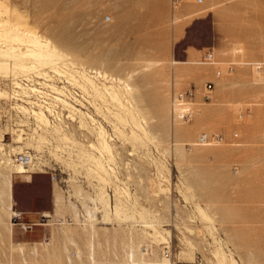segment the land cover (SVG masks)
<instances>
[{"label": "rangeland", "instance_id": "374dc122", "mask_svg": "<svg viewBox=\"0 0 264 264\" xmlns=\"http://www.w3.org/2000/svg\"><path fill=\"white\" fill-rule=\"evenodd\" d=\"M174 1L0 0L1 17L7 20V27L20 23L72 54L78 62V69L71 68L76 78H81L80 72L75 70L82 71V63L88 70L98 68L128 78L135 87L134 102L151 130V137H146L129 121L124 126L121 123L123 132H118L107 118L96 112L92 103L89 107L78 106L85 111L91 109L89 112L95 114L109 131L110 141L116 148L113 156L105 158L106 164L114 167L113 171L110 175L103 172L106 175L102 179L93 170L90 173L87 166L81 165L78 169L72 166L74 171L70 163L65 164L69 153L61 145L53 146L49 157L55 171L13 172L14 209L27 212L21 221L40 222V214L46 211L53 219H50V225H37L32 231H24L14 224V215L9 217L3 212L0 218V264H23V255L15 244L18 240L8 234L7 226L11 221L13 231L29 233H21L20 237L34 234V241L43 243L36 245V251L34 244L25 245V257L29 262L93 264L88 257L90 236L83 225L75 220L70 224L55 223L62 216L73 217L74 212L69 209L73 202L67 200L59 186L53 185V173L69 178V173L84 171L93 182V192L72 182L73 196L78 197L76 190L82 188L83 191L84 200H79V205L76 203L79 208L84 210L83 202L92 205L91 197H95L101 188L107 190L114 201L115 184L120 183L125 188L122 191L126 190L121 196L125 198L123 201L130 216L129 220L120 219L121 222L114 218L106 221L102 219V211L98 210L97 261L94 264H130L125 253L129 244L125 241H130L131 234L141 237L145 228L152 232L151 227H143L141 219L144 218L138 211L141 208L148 217L144 215L145 218L170 230V234L164 233L165 239L158 242L151 237L141 242L140 250L148 258H156L155 255L164 258L165 247L169 246L175 252V259L166 258L173 264H217L215 252L222 246L229 256L232 255L234 264H264V0ZM208 50L214 52L213 64L203 60ZM8 62L12 60L8 59ZM229 63L234 64L231 73L225 71ZM219 69L223 70L221 77L216 75ZM49 74L53 79L46 81L35 75L40 81L55 83L60 88L78 86L73 80L69 82L66 74L58 76L53 71ZM91 74L95 75V72ZM10 75L13 76L8 72L0 73V89L9 92L7 80ZM208 81L215 84L210 91L205 90ZM189 87L196 88V96L187 104L193 110V117L190 121L173 124V93ZM206 92L209 99L204 98ZM88 96L92 101V95ZM5 101L0 98V114L8 105ZM32 114L21 115L26 122L17 125L24 129L22 134L26 131L23 137L31 136L35 129L42 132ZM80 118L70 131L79 138L81 132H85V138L81 140L89 145L96 141L94 125L88 119L89 127L81 126ZM6 130L9 129L1 127L0 134ZM50 131L52 129L46 133L53 136L51 133L54 132ZM122 134H128L129 140ZM202 134L215 136V139L204 144L199 139ZM16 135L15 131L8 133L5 143H15ZM130 136L136 137L130 139ZM20 145L32 152L42 149V146L37 150L33 145ZM9 146L7 148L11 149ZM55 187L66 205L59 213L55 210ZM198 206L213 220L202 216ZM35 214L37 220L32 217ZM66 229L75 243L66 242L63 233Z\"/></svg>", "mask_w": 264, "mask_h": 264}, {"label": "bare ground", "instance_id": "6f19581e", "mask_svg": "<svg viewBox=\"0 0 264 264\" xmlns=\"http://www.w3.org/2000/svg\"><path fill=\"white\" fill-rule=\"evenodd\" d=\"M1 12L2 11L0 10V73L8 72V73H11L13 76L10 75L11 77H9V79L7 80V88L9 89V92L6 90L0 89V98L1 99L5 98L6 100L5 103L7 102L12 105V108L15 109L16 111L17 117L11 118L14 123H1L0 124V128L6 127L7 129H9V130H6L5 132H1L0 134V218L3 212L4 214H7V216L9 217H12L13 215L20 213L14 209L13 172L17 174L36 173V171L48 173L49 169L53 170L54 169L53 161L49 159L50 153L52 152V150H54L53 146L60 147L62 145L63 149L65 148L68 150L69 159L65 158L66 159L65 164L68 165L70 163L71 168L72 166H74V169H78L79 167H81V165L85 167L87 166L86 169L90 167V173H91V170H93L95 173L98 174L97 175L98 177L100 176V178L103 177V175L104 176L106 175L103 172L109 175L111 174V172L113 171L112 169L114 167H111L110 164H106L105 157L113 156L114 149L116 147L115 146L113 147L112 145L113 141L112 143L110 141L112 138L110 139L111 136L109 134V131L107 130V128L103 125L101 121L95 118V114H92L89 112L91 111V109L89 111H85L82 108H79L78 106L89 107L93 105L94 109L96 110L98 114L101 113L103 115V118H107L112 123V125L114 126L113 128H115L114 129L115 131L123 132V129H121L120 127V124L123 123L122 125L124 126L129 121H131L133 124V127L135 126L136 128H138L141 131L142 135L144 134L146 137H151V132H150L151 130L149 129L147 121L145 120V117L141 115L140 108L138 107V105H136L134 102L136 101L135 96L133 94V90L135 87L130 83L128 78L115 76L114 74H110L111 72L107 73L105 70L103 71L98 68L97 69L91 68V70L89 68L88 70L87 67L84 66L85 63L80 64V65H83L82 71L75 70L77 72H80L78 74H81L80 76L81 78L79 79L76 78V76H74L71 73V68L75 69L78 62L76 61V59L71 57L72 54L68 53L67 51H64L57 44L50 42L48 38H45L42 35L34 34L28 28H24L20 23L15 22L10 27H7V20H5L4 17L3 18L1 17ZM8 59H11L12 62H8ZM172 62L175 63L176 61L173 59ZM49 71H53L56 74H59L58 76H60V74H62L63 76L66 74L65 78L67 77V79H69V82L70 81L72 82V80L75 81L79 87L76 86L75 84V85H70V86H65V87L63 86V88H60V86L56 85L55 83L49 84V83L40 81L39 78L36 76L38 75L40 78H45V81L52 80L53 78L49 74ZM91 72H95V75L91 74ZM71 75L74 76L75 78L70 77ZM100 77L106 81H102ZM21 79H27L30 83H28L27 86H23L20 82ZM98 80H101V81L98 82ZM107 81H109L110 84H107ZM44 84L48 85L49 87H46ZM91 90L94 91L93 94H91ZM88 94L92 95L93 97L92 101H90L89 97L91 96H88ZM99 100H101L102 102L101 101L98 102ZM104 102L109 105L106 107L105 104H103ZM105 107L107 111H105ZM173 108L180 112H185L189 108L191 109V107L188 106L187 104H175L172 101V110ZM6 109L7 107L4 106L2 111H6ZM31 113H34V115L33 114L32 115L35 116V121L37 125L39 126V128L41 127L42 132H39V130L35 129L36 128L35 127L34 133H32L31 136L23 137V135H26V131H24V134H22L24 129L19 128L20 126H17V125H20L21 121H24L21 115L29 116L31 115ZM79 116H81V118ZM79 118L81 120V126L84 125L85 127L86 126L89 127V122L91 120L92 124L94 125L93 131L95 130L94 131L95 136H96L95 142H90L88 145L86 142L81 140L82 137L83 139L85 138V135H84L85 132L82 131L81 136H80L81 138H79V135L77 137L72 131H70V127L75 125L76 122H78ZM24 122L23 124H25ZM49 129H52V131L54 132V134L51 133L53 136H49L46 133L47 131H49ZM14 131H15V134H17L16 135L17 137H15V143H12V144H16V145L5 143L4 141L5 134L6 133L12 134ZM17 132H20V133H17ZM132 132H133V135H135L134 128L132 129ZM124 135L122 134V136ZM127 136L128 134H126L124 137L127 138ZM135 137L130 136V139L135 138ZM51 139H54L55 140L54 142H56L57 144L54 143ZM127 140H129V138H127ZM22 143H25L29 147L30 145L36 146L35 147L36 149L37 148L40 149V147L42 146V149L41 150L37 149L38 151L34 150L36 153L29 152V155H30L29 160H26L21 163H16L13 160L12 154L13 153H27V150L30 149V148L23 149V146L20 145ZM53 143L56 144L57 146L54 145ZM113 144L115 145V143ZM204 144H208V143H204ZM5 145H8V146L10 145L11 149L7 148L8 146H5ZM15 149H18V150L20 149V151L13 152ZM56 149L58 151L59 148H56ZM96 152H98L101 155V157L103 156L102 157L103 160L102 158H100V156L97 155ZM75 156L77 157L75 158ZM53 157L55 158V156ZM112 164L114 163L112 162ZM106 166H108L109 168H107ZM163 167L165 168V165ZM93 171H92V174H94ZM113 174L114 176L117 175V173L116 174L113 173ZM101 179H99L98 182ZM108 179L110 180L111 178L109 177ZM108 179L106 181H108ZM73 181H75L76 183H80L83 187H86L87 190H91V192H93V186H92L93 182H90L88 177L85 175V171L78 172L77 174H72V175L69 173V178H68L69 187H70L69 190L65 191L59 185L57 180H53V185L59 186L60 189H62V191L66 194L67 200L71 202V204L73 202V205L69 204V206L71 207L69 209H72L71 211L74 212L73 220H75V222L79 224H82L83 229L87 231L88 235L90 236L89 242H88L89 244V248H88L89 256L88 257L90 261L93 262L94 264L97 261L95 259V256H96L95 254V246H96L95 245V235L98 234V231L96 234V228H97L96 221L99 218L97 215V212L98 210L102 211V219L106 221L112 220L113 218H114L113 220L116 219L117 221H120V219L122 220L123 218H128L129 220L130 216L128 215V212H127L128 208H127V205L123 201L125 198L123 199L121 196L123 193H126V190L125 192L122 191L123 188L119 185L120 183L118 185L115 184L116 186V189L114 191L115 200L113 199L114 201H112V197L111 195H109L110 193H107L108 191L105 190L104 188L100 189L102 185L99 183L101 185L99 186L100 190H98L95 197L94 196L91 197L93 204L90 205L89 203L83 202L84 204V210H83L81 207L79 208L76 205V203L79 205L80 204L79 200L83 199L81 196L83 195V191L81 190L82 188L75 191L78 197L73 196V190H72ZM107 186L108 185H106V187ZM156 187L158 188V186ZM160 188L163 189L162 185H160ZM164 188H168V187H164ZM58 190L59 189H56L55 187V205H56L55 210L59 213V211H61L66 205L64 204L63 197ZM154 192H155V189H154ZM79 196L81 197L79 198ZM127 204L129 203L127 202ZM198 208L201 212V215L203 214L202 216L207 217V218L210 217L204 208H202L201 206H198ZM135 211H137V209L133 210V215H132L133 218L135 217V214H136ZM138 211L140 213V217L144 218V220L141 219V221H143V224H144L143 227L144 226L151 227L152 232L148 231L145 228L143 230V233L141 234L142 235L141 237L135 236L136 234L135 235L131 234V237L128 236V238L130 237V241L129 242H127V240L125 241L126 243L129 244L128 246L129 248L127 247L128 250H125L127 251L125 253H127L128 261L130 262V264H173L172 262H170V259L166 258L167 256L166 248L169 246L165 247L163 254H165L166 256L164 258H158L157 256L159 255L157 256L155 255L156 258H151V257L148 258L146 254L140 250L141 242L144 241L145 238L151 237L153 241L158 242L162 239H165L164 233L170 234V230H167L166 228H162V226L158 225V223H155V220L151 218H149L150 220H148L147 219L148 217L145 215V210L143 208H141V211L140 210ZM158 214L160 213H157V215ZM43 215L51 217V214H49L47 211L43 213ZM144 215L147 218H145ZM60 222H61L60 224H65V223L70 224L71 223L67 221L65 216L60 217ZM38 224H41V223L39 222ZM12 225L13 223L11 221L9 225L7 226L9 236H11L12 234V229H13ZM212 225L214 226V224ZM136 232L138 233L137 230ZM63 233L65 234L64 236H65L66 242L69 241V242L75 243V240L74 238H72V234H70L69 230L66 229L63 231ZM164 242L166 243L167 241H164ZM15 244L18 246V249L23 255V264H37V262L36 263L29 262L28 259L25 257V245H26L25 243L18 242ZM40 244H43V243H40ZM36 245H38V243H34V246H35L34 251H36ZM123 247L125 248V246ZM221 247H219L215 252V255L218 260L217 264H234V258L232 257V255L229 256L226 253V251H224ZM186 248L188 247L186 246ZM78 251L80 252V249ZM153 254L155 253H152V255ZM191 256H195V255H191Z\"/></svg>", "mask_w": 264, "mask_h": 264}, {"label": "built area", "instance_id": "2783aa9c", "mask_svg": "<svg viewBox=\"0 0 264 264\" xmlns=\"http://www.w3.org/2000/svg\"><path fill=\"white\" fill-rule=\"evenodd\" d=\"M175 3L177 2L176 0L174 1ZM203 60L205 63H210L213 64L214 63V52L213 50H208L205 52L204 56H203ZM234 70V64L233 63H229L226 68L225 71L227 73H231ZM217 77H221L223 75V70L219 69L216 73ZM21 84L23 86H27L28 83H30L27 79H21L20 80ZM215 84L213 81H208L205 84V90L206 91H210L214 88ZM19 89V88H18ZM196 96V88L193 87H189L183 90H179V91H174L173 93V102L175 104H188L189 102H191V100ZM20 97V96H18ZM205 99H209V95L207 94V92L204 95ZM16 99V97H15ZM7 109L6 111H3L2 114H0V124L1 123H14L13 120L11 118H15L16 115V111L15 109L12 108V105L8 103V105L6 106ZM193 117V110L192 109H187L185 112H180L177 111L173 108L172 112H171V121L173 123L175 122H179V121H190ZM8 135V133L5 134ZM215 139V136H209L208 134H202L200 140L201 142L204 143H210ZM29 150V151H28ZM27 153H13L12 157L14 162L16 163H21L24 162L26 160H29V152L31 153V149H28ZM35 153V152H33ZM52 170V169H49ZM56 168L54 167L53 171H55ZM53 177L54 180H57V182L59 183V185L66 191L69 190V182H68V178H64L62 176L58 177L56 173H53ZM22 216L21 214H16L13 216V220H14V224H18L20 225L21 229L24 231H32L34 226L37 225H50V219H53L52 217L46 216L41 214L40 215V223L38 224L37 222H31V223H27L25 221H21ZM67 221L68 222H74L73 217L71 216H67ZM60 222V220H55V223ZM166 254L170 259H175V252L174 250H172V247H167L166 248Z\"/></svg>", "mask_w": 264, "mask_h": 264}, {"label": "crops", "instance_id": "0c3cea01", "mask_svg": "<svg viewBox=\"0 0 264 264\" xmlns=\"http://www.w3.org/2000/svg\"><path fill=\"white\" fill-rule=\"evenodd\" d=\"M20 213H21V216H22V218H24V216H25V214H27V212H22V211H20ZM43 213H45V212H43ZM43 213H41V214H43ZM51 213V212H50ZM40 214V215H41ZM32 217H35L36 219L35 220H37V216H36V214H35V216H32ZM35 222H37V223H39L38 221H35ZM17 232H18V237H17ZM40 233H41V231H39ZM25 234V235H28L29 233H25V232H23V231H21V230H17V229H15L14 231H13V229H12V234H13V238H15L16 237V240H18V242H21V243H25V244H28V245H31V244H34V243H40L41 241H34V239H33V236H34V234L33 235H31L30 237H20L19 235L20 234ZM40 233H39V235L38 236H40ZM11 234V235H12Z\"/></svg>", "mask_w": 264, "mask_h": 264}]
</instances>
